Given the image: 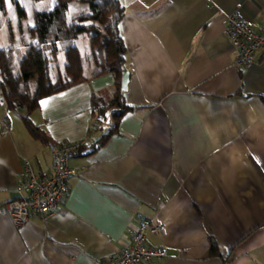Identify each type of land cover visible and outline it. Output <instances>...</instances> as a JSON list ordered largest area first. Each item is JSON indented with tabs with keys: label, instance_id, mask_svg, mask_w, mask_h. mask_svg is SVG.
<instances>
[{
	"label": "crops",
	"instance_id": "1",
	"mask_svg": "<svg viewBox=\"0 0 264 264\" xmlns=\"http://www.w3.org/2000/svg\"><path fill=\"white\" fill-rule=\"evenodd\" d=\"M120 1L133 111L69 161L56 209L20 227L3 206L26 165L51 172V154L0 101V264L107 260L143 219L164 227L146 234L166 251L152 264H264V51L237 67L223 34L228 16L264 30V0ZM112 83L89 78L41 99L29 117L54 143L88 146L101 133L88 131L90 95Z\"/></svg>",
	"mask_w": 264,
	"mask_h": 264
},
{
	"label": "trees",
	"instance_id": "2",
	"mask_svg": "<svg viewBox=\"0 0 264 264\" xmlns=\"http://www.w3.org/2000/svg\"><path fill=\"white\" fill-rule=\"evenodd\" d=\"M71 6L77 8L75 13H71ZM123 14L120 0H54L51 10L33 12L28 36L22 31L21 45L26 51L14 60L17 72L12 67L13 46L0 47V101L7 109L20 111L32 139L48 147L54 143L29 117L39 101L89 78L110 74L113 83L90 95L88 131L101 133L90 145L80 146L76 155L84 154L87 148L94 151L115 133L119 117L133 111L120 90L121 73L126 67V47L119 30ZM79 40L86 47L80 49L76 44ZM61 56L63 63L58 70ZM111 111L113 124L102 132V121ZM211 250L216 254L215 247Z\"/></svg>",
	"mask_w": 264,
	"mask_h": 264
},
{
	"label": "built area",
	"instance_id": "3",
	"mask_svg": "<svg viewBox=\"0 0 264 264\" xmlns=\"http://www.w3.org/2000/svg\"><path fill=\"white\" fill-rule=\"evenodd\" d=\"M223 34L230 42L236 55L234 64L241 67L250 62L254 52L264 51V30L255 32L249 24L235 16H228ZM86 144V139L74 142H58L49 146L51 154V172L32 170L24 167L23 178L18 182L16 196L3 206L11 222L20 227L31 217L45 218L51 214L68 192V178L74 173L69 161L76 155L77 149ZM164 227L149 219H143L136 226L132 240L116 257L95 261L93 264H152L166 258V251L146 243V234L160 235Z\"/></svg>",
	"mask_w": 264,
	"mask_h": 264
},
{
	"label": "rangeland",
	"instance_id": "4",
	"mask_svg": "<svg viewBox=\"0 0 264 264\" xmlns=\"http://www.w3.org/2000/svg\"><path fill=\"white\" fill-rule=\"evenodd\" d=\"M54 0H44L34 2L32 0H2L0 5V47H11L12 67L17 72L14 63L16 57L22 56L26 48L21 45V35L24 30L28 36V28L32 26V16L35 10H51ZM77 8L71 6V13H75ZM82 49L80 40L76 42ZM63 63L62 56L59 58L58 70ZM55 72V71H54Z\"/></svg>",
	"mask_w": 264,
	"mask_h": 264
},
{
	"label": "water",
	"instance_id": "5",
	"mask_svg": "<svg viewBox=\"0 0 264 264\" xmlns=\"http://www.w3.org/2000/svg\"><path fill=\"white\" fill-rule=\"evenodd\" d=\"M128 79H129V73H128V71L126 70V68H124V69L122 70V73H121V80H120V90H121L122 92H125L126 89H127ZM112 113H113V111L109 112V113L107 114V116H106V121H105V123H106L107 125H112V122H113L112 119H111Z\"/></svg>",
	"mask_w": 264,
	"mask_h": 264
}]
</instances>
